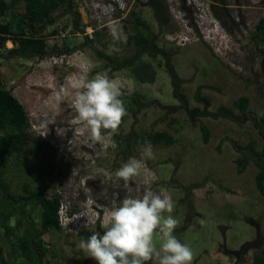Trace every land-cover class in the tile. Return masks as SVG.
<instances>
[{
  "label": "rangeland",
  "instance_id": "rangeland-1",
  "mask_svg": "<svg viewBox=\"0 0 264 264\" xmlns=\"http://www.w3.org/2000/svg\"><path fill=\"white\" fill-rule=\"evenodd\" d=\"M148 1L76 0L84 34L72 33L73 11L58 10L54 14L56 24L48 31L56 29L59 34L47 38V51L53 54L43 61L7 58L5 49H0L3 87L13 89L30 118L24 144L30 166L9 167L6 177L11 193L43 187L50 172L49 193L57 191L62 197L61 217L68 208L71 215L77 214V223L85 225L95 210L101 208L106 213L102 231L91 227L71 233L61 225L59 230L45 234L41 264H95L78 248L80 240H87L94 232L103 234L108 226L107 213L126 195H142L146 184L174 201L172 215L180 221L174 232L191 219L178 237L194 253L191 264H250L247 259L264 251V197L256 186L259 168L250 162L246 171L238 174L237 161L243 156L231 144V140L241 146L252 143L257 150L264 145L254 124L256 118L264 123V44L256 38V25L264 17V0H163L169 9L163 20L146 4ZM16 11L22 13L24 6L16 4ZM133 11L146 24L144 32L150 33L164 53L155 59L149 50L145 54L158 70L151 85L137 83L127 70L112 73L85 37L89 34L96 49L109 54L113 42L109 28L119 25L123 35L117 46L122 51L109 55L119 61L135 55V46L127 44L128 37L137 31ZM11 48L8 43L7 49ZM168 63L185 81L179 90L186 96L185 102L175 94ZM104 71L124 82L121 98L127 116L115 133L105 131L104 139L94 142L77 120L70 99L59 111L47 101L54 84L70 85L69 77L92 78ZM241 97L249 99L246 113L235 106ZM222 108L232 111L234 117L205 116ZM202 125L209 131L208 143L204 142ZM134 132H167L174 142L153 146L155 158L146 159L141 174L129 181L134 189L129 193L115 172L129 158H141L144 144L131 146L127 142ZM101 170L112 173L111 178ZM118 184L122 188L116 189ZM190 203L196 211L192 215ZM40 213L39 207L31 213L38 223ZM17 218L10 221L11 225ZM3 239L1 263L26 264L19 261V240ZM229 250L237 253L228 254Z\"/></svg>",
  "mask_w": 264,
  "mask_h": 264
},
{
  "label": "trees",
  "instance_id": "trees-1",
  "mask_svg": "<svg viewBox=\"0 0 264 264\" xmlns=\"http://www.w3.org/2000/svg\"><path fill=\"white\" fill-rule=\"evenodd\" d=\"M16 4L24 6L22 13L16 11ZM146 4L162 20L165 17L167 18L169 9L163 0H149ZM75 5L76 0H0V49H5L7 58L45 60L53 54L47 51V38L59 34L56 29L48 31L56 24L54 14L58 10L73 11L72 33L84 34L86 32L80 28L81 13L75 9ZM213 8L215 9V7ZM183 9H186V7L183 6ZM131 15L135 18L137 31L135 35L128 37L127 44L134 45L137 53L129 58L121 61L116 60L113 56L98 51L94 45V39H90L89 34H86L85 37L91 44V48L96 51L98 59L104 62L112 73L127 70L137 83L151 85L157 80L158 70L152 61L145 59V54L149 50L150 56L155 59L164 53L153 43V39L149 37L150 33L144 32L143 29L146 24L141 21L138 13L133 11ZM216 17L221 20L217 14ZM256 38L264 44V17L256 25ZM8 43L12 44L11 49H7ZM261 68V78L264 80V51L262 53ZM168 73L172 79L176 96L179 95L184 102L187 101L186 96L179 92L185 81L177 75L169 63ZM262 92H264V89ZM262 94L264 95V93ZM235 106L242 113H246L249 108V99L241 97L235 103ZM205 116L214 118L221 116L234 117L232 111L225 108H222L219 113H205ZM254 124L264 141V123L256 118ZM200 128L203 132L204 142L208 143L210 135L207 127L202 125ZM29 129L30 118L28 112L13 94V89L3 87L0 78V240L1 238L2 241H5L3 238L15 239V241L18 239L22 255L19 261L26 264H41V257L45 248L43 236L61 228L59 212L63 205L62 197L57 191L52 195L49 193L52 189L50 172H48V179L43 187L29 189L18 195L11 193L10 182L4 177L9 167L14 165L18 168L17 166L24 167V165L29 164L26 159L28 153L24 147L25 142L28 140ZM127 139L128 145L131 144V146L133 144H144L145 141H150L152 146L162 143L173 145L174 142L172 136L167 132H156L147 135H139L134 132ZM231 144L234 150L243 156L242 159L237 161L238 174H243L250 162H253L259 168V173L256 176V186L259 193L264 197V145L262 150H257L252 143L241 146L231 140ZM128 149L130 150L131 147ZM38 207L41 209L39 223L31 217V213ZM188 207L190 215L196 212L193 203H190ZM71 214L72 212L67 213V215ZM15 217H18L16 224L11 225L10 221ZM190 222L191 219L188 218L184 227L176 230L174 235L178 238L190 226ZM19 230L20 235L18 234ZM85 230L87 228L82 231ZM97 230L102 231L99 223ZM9 251L8 254L11 257V249ZM2 252L3 250L0 249V257L3 256ZM236 253L228 252V254ZM1 262L2 260L0 264H14L13 261L9 262L8 260L6 263ZM249 262L250 264H264V251L255 254ZM152 263L148 262V264Z\"/></svg>",
  "mask_w": 264,
  "mask_h": 264
},
{
  "label": "clouds",
  "instance_id": "clouds-1",
  "mask_svg": "<svg viewBox=\"0 0 264 264\" xmlns=\"http://www.w3.org/2000/svg\"><path fill=\"white\" fill-rule=\"evenodd\" d=\"M109 31L113 39L108 47L109 54L121 52L117 46L123 35L121 27L113 24ZM69 79L70 85H53L47 101L50 106L59 111L62 103L70 99L77 120L89 131L94 142L103 140L105 131L115 133L127 115L121 98L124 82L110 77L108 71L97 73L92 78L81 75ZM154 158L151 142L145 141L141 148V158L131 157L116 170L115 176L124 181L129 193L134 191L129 181L141 174L146 159ZM101 171L111 178L112 173ZM174 209L175 203L171 196L158 193L150 184H146L142 195H126L117 207L107 213L108 226L103 234L94 232L87 240L81 239L78 248L95 264H191L194 257L191 247L181 243L174 235L180 223L172 215ZM66 216L72 219L77 214ZM94 218L93 215L89 220ZM97 222L102 225L101 217ZM98 223L93 228H97Z\"/></svg>",
  "mask_w": 264,
  "mask_h": 264
},
{
  "label": "built area",
  "instance_id": "built-area-1",
  "mask_svg": "<svg viewBox=\"0 0 264 264\" xmlns=\"http://www.w3.org/2000/svg\"><path fill=\"white\" fill-rule=\"evenodd\" d=\"M145 186H143V188ZM115 188L120 189V188H122V185L118 184ZM143 188H142V191H143ZM139 192L141 193V189H139ZM93 215L95 216V218L92 220H87V222H85V225H80L79 223H77V221L75 220V218L77 216H74L71 219L65 215L64 217H61V219H60L61 225L67 227V231L72 233V232H79V231L83 230L84 228H91V227L97 225V223H98L97 220L100 217H101V224H103V220L106 219V213H103V210L101 208L98 210H95Z\"/></svg>",
  "mask_w": 264,
  "mask_h": 264
},
{
  "label": "flooded vegetation",
  "instance_id": "flooded-vegetation-1",
  "mask_svg": "<svg viewBox=\"0 0 264 264\" xmlns=\"http://www.w3.org/2000/svg\"><path fill=\"white\" fill-rule=\"evenodd\" d=\"M5 172H6V171H5ZM7 172H8V170H7ZM7 172H6V174H7ZM6 174H5V176H4V177L7 179V177H6Z\"/></svg>",
  "mask_w": 264,
  "mask_h": 264
},
{
  "label": "crops",
  "instance_id": "crops-1",
  "mask_svg": "<svg viewBox=\"0 0 264 264\" xmlns=\"http://www.w3.org/2000/svg\"><path fill=\"white\" fill-rule=\"evenodd\" d=\"M230 251V250H229ZM233 252V251H232ZM248 260V262L250 261L249 259H247Z\"/></svg>",
  "mask_w": 264,
  "mask_h": 264
}]
</instances>
